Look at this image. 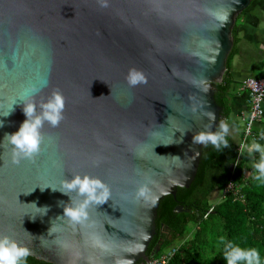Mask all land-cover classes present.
I'll return each instance as SVG.
<instances>
[{
    "label": "water",
    "instance_id": "1",
    "mask_svg": "<svg viewBox=\"0 0 264 264\" xmlns=\"http://www.w3.org/2000/svg\"><path fill=\"white\" fill-rule=\"evenodd\" d=\"M251 1L109 0L101 8L98 0H0V114L16 102L0 116V140L25 119L19 97L39 104L60 91L65 98L64 119L44 124L33 160L11 164L9 146L0 143V233L49 264L152 259L160 203L197 175L206 146L194 144L193 134L208 125L215 131L222 120L215 85ZM132 67L147 83L127 84ZM75 173L99 177L111 193L89 206L83 223L57 217L67 195L41 190ZM141 185L154 204L137 197ZM31 202L48 206L47 214Z\"/></svg>",
    "mask_w": 264,
    "mask_h": 264
},
{
    "label": "trees",
    "instance_id": "2",
    "mask_svg": "<svg viewBox=\"0 0 264 264\" xmlns=\"http://www.w3.org/2000/svg\"><path fill=\"white\" fill-rule=\"evenodd\" d=\"M255 2L264 0H252L248 9ZM237 29L235 24L234 45L224 79L215 85V99L223 109L221 121H228L232 110L230 68L239 41ZM241 122L243 138L245 123L243 119ZM258 127L263 134L258 143L264 145V120L257 130ZM227 139L229 147L221 151L206 146L190 187L178 189L176 198L169 195L160 203L157 231L149 245L148 256L154 253L153 258H156L169 247L177 246L168 264H225L224 242L231 241L243 248H256L264 264V181L254 179L252 168L259 153L250 156L245 151L239 155L238 143L230 134ZM229 183L238 191L237 195L225 192ZM178 206L183 208L180 213L175 212ZM30 263L49 264L28 257L27 264Z\"/></svg>",
    "mask_w": 264,
    "mask_h": 264
},
{
    "label": "clouds",
    "instance_id": "3",
    "mask_svg": "<svg viewBox=\"0 0 264 264\" xmlns=\"http://www.w3.org/2000/svg\"><path fill=\"white\" fill-rule=\"evenodd\" d=\"M98 3L101 8L109 6V0H98ZM125 80L130 87H135L139 84L147 83V76L143 70L132 67L127 71ZM37 91V88H32V94H35ZM19 100L23 102L22 111L25 119L20 123L16 131L5 133L3 139L0 140V143L6 142L9 146L8 158L9 162L13 165H19L24 160L30 161L35 158L41 151L43 141L41 135L42 127L45 123L52 127L58 126L64 119L65 109V98L60 91H53L47 99L40 101L39 104L24 97H19ZM14 104H16L15 101L10 110L0 114V116L7 117L10 115L11 111L14 110ZM206 115L210 120H215V113L211 110L206 111ZM0 126H3L2 120H0ZM229 131L228 123L221 121L218 129L215 131L211 129V125H208L204 130L193 134L192 142L203 146L211 145L215 150L221 151L223 148L229 147L227 139ZM182 141L183 134L179 141L176 142L181 143ZM245 151L250 156L259 153V159L252 164V168L255 172L254 179L264 181V145L258 142H248V144L241 146V152ZM95 163H99V160L95 161ZM45 188L58 190L69 197L67 202H59V205L63 208V215L57 217H67L74 223L86 221L89 215V206L93 203L103 204L107 202L111 194L106 183L99 177L90 176L87 173L83 175L75 173L71 175L70 179H62L58 188L45 186L43 189H40L43 191ZM69 193H76L82 199L74 201ZM136 195L145 200L151 199L153 204L157 199L155 196H149L147 185H141L137 189ZM27 204H33L37 209H43L41 216L46 215L49 210L46 205L38 206L35 202ZM31 218L35 219V216ZM51 220L47 231L53 230ZM30 254V249L27 246L7 234L0 233V264H27V258ZM223 259L225 264H261L260 253L256 248H243L231 241L224 242Z\"/></svg>",
    "mask_w": 264,
    "mask_h": 264
},
{
    "label": "crops",
    "instance_id": "4",
    "mask_svg": "<svg viewBox=\"0 0 264 264\" xmlns=\"http://www.w3.org/2000/svg\"><path fill=\"white\" fill-rule=\"evenodd\" d=\"M258 11L262 13V19ZM263 18L264 2H255L236 22L239 41L230 68L233 104L229 120L223 122L228 123L229 134L237 143L242 140V118L249 110L248 95L241 90V84L249 77H264V74L257 77L250 69L252 55H257V59H264V25L261 24Z\"/></svg>",
    "mask_w": 264,
    "mask_h": 264
},
{
    "label": "built area",
    "instance_id": "5",
    "mask_svg": "<svg viewBox=\"0 0 264 264\" xmlns=\"http://www.w3.org/2000/svg\"><path fill=\"white\" fill-rule=\"evenodd\" d=\"M241 90L246 91L248 95L249 110L246 115L243 116V122L245 128L243 132V138L238 144V154L241 153V146L248 144V142H258L263 138L261 130H257L264 120V77L255 78L249 77L245 79L241 84ZM238 155V158H239ZM233 192L234 195L238 194L233 184L229 183L226 187L225 192ZM177 252V246L169 247L163 251L156 258L150 259L144 264H168L175 253Z\"/></svg>",
    "mask_w": 264,
    "mask_h": 264
},
{
    "label": "rangeland",
    "instance_id": "6",
    "mask_svg": "<svg viewBox=\"0 0 264 264\" xmlns=\"http://www.w3.org/2000/svg\"><path fill=\"white\" fill-rule=\"evenodd\" d=\"M258 12L261 15L260 19H262V13L260 11H258ZM261 24L264 25V20L261 21ZM247 58L248 57L246 56V60H247ZM257 58H258L257 55H255V56L252 55L251 61H250V69L252 70L254 75H256L257 77H261L264 74V59H257ZM219 197H220V195H218V198ZM216 201H218V199Z\"/></svg>",
    "mask_w": 264,
    "mask_h": 264
},
{
    "label": "flooded vegetation",
    "instance_id": "7",
    "mask_svg": "<svg viewBox=\"0 0 264 264\" xmlns=\"http://www.w3.org/2000/svg\"><path fill=\"white\" fill-rule=\"evenodd\" d=\"M30 264H35V263H30Z\"/></svg>",
    "mask_w": 264,
    "mask_h": 264
}]
</instances>
